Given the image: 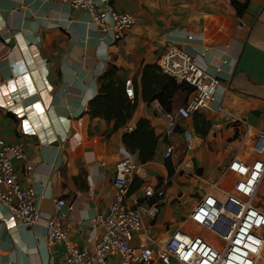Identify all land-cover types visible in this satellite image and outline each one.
Returning <instances> with one entry per match:
<instances>
[{
  "label": "crops",
  "instance_id": "1",
  "mask_svg": "<svg viewBox=\"0 0 264 264\" xmlns=\"http://www.w3.org/2000/svg\"><path fill=\"white\" fill-rule=\"evenodd\" d=\"M94 1L135 17L120 41L102 37L85 11L47 0H0V138L23 147L26 163L14 161V167L22 187L34 190L39 213L27 227L0 206V264H48L50 256L62 260L61 245L48 249L45 228L59 196L66 201L62 224L70 241L90 249L101 232L91 219L113 201V169L121 160L138 169L130 186L133 198H142L143 184L169 180L157 217L144 220L150 236L167 240L182 228L209 184L222 182L229 161L248 155L245 129L236 119L264 131V0ZM233 2L246 3L241 15ZM171 47L188 52L220 81L209 106L174 136H164L166 121L155 115L159 104L139 96L129 100L124 125L90 114L89 103L105 73L113 71L121 82L131 79L139 90L142 67L157 65ZM191 96L177 93L172 107ZM141 119L148 120L157 138L154 156L146 162L121 140ZM182 130H188L190 142ZM167 145L173 151L163 159ZM26 164L32 166L28 176ZM182 166L199 178L178 172ZM225 176L229 184L232 176Z\"/></svg>",
  "mask_w": 264,
  "mask_h": 264
},
{
  "label": "built area",
  "instance_id": "2",
  "mask_svg": "<svg viewBox=\"0 0 264 264\" xmlns=\"http://www.w3.org/2000/svg\"><path fill=\"white\" fill-rule=\"evenodd\" d=\"M47 1L87 12L99 34L110 36L114 42L120 41L136 23L132 14L101 7L94 0ZM157 66L161 74L192 88L187 103L168 111L162 107L155 110V115L166 121L164 136L170 138L182 123L209 106L220 81L178 47L169 48L159 58ZM124 95L130 101L135 99L131 79L124 80ZM218 111L223 110L219 107ZM235 122L245 129L243 141L249 140L245 146L248 156L229 161L221 174L222 182L209 184L208 191L199 198L182 228L167 240L158 241L150 236L144 220L148 217L153 221L157 217L169 180L157 186L143 184L142 198H133L130 186L138 169L131 162L121 160L113 169L116 187L113 201L106 212L91 219L101 232L90 249L79 248L70 241L62 224L66 201L61 196L53 200L54 211L45 220L46 245L48 249L61 245L64 256L60 262L50 256L48 264H111L112 257L118 258V264H264V207L258 204L264 180V131L256 130L243 120ZM182 135L190 142L188 130H182ZM172 151L173 147L167 145L162 158L168 159ZM26 160L21 145H8L0 138V206L5 208L9 218L30 227L39 219L35 192L22 187L14 167V161L26 163ZM31 170L32 166L26 164L27 176ZM178 172L199 178L185 166ZM226 173L232 176H229V184L224 181ZM194 227L198 229L193 230Z\"/></svg>",
  "mask_w": 264,
  "mask_h": 264
},
{
  "label": "trees",
  "instance_id": "3",
  "mask_svg": "<svg viewBox=\"0 0 264 264\" xmlns=\"http://www.w3.org/2000/svg\"><path fill=\"white\" fill-rule=\"evenodd\" d=\"M237 14L241 15L245 4L233 2ZM140 89L135 90V100L139 96L142 101L157 102L164 110H171L172 100L179 92L189 94L192 88L187 84H177L172 78L161 74L156 64H145L139 75ZM134 83V82H133ZM135 89V85H134ZM89 112L93 116H101L105 120L114 119L115 126L124 125L130 117L129 100L124 95V81L115 79L113 71L105 73L99 81L98 94L89 103ZM123 145L138 152L142 162L150 160L155 153L157 138L148 120H139L130 134L121 138Z\"/></svg>",
  "mask_w": 264,
  "mask_h": 264
},
{
  "label": "rangeland",
  "instance_id": "4",
  "mask_svg": "<svg viewBox=\"0 0 264 264\" xmlns=\"http://www.w3.org/2000/svg\"><path fill=\"white\" fill-rule=\"evenodd\" d=\"M176 180H178V177L175 178V181H176ZM259 193H260V195H263V196H262V198H261V199H262V202L259 201L258 204H260L262 207H264V192H261V187H260V191H259ZM179 218H180V217H179Z\"/></svg>",
  "mask_w": 264,
  "mask_h": 264
},
{
  "label": "bare ground",
  "instance_id": "5",
  "mask_svg": "<svg viewBox=\"0 0 264 264\" xmlns=\"http://www.w3.org/2000/svg\"><path fill=\"white\" fill-rule=\"evenodd\" d=\"M249 143V140L248 138H246L244 141H243V146L245 147L247 144ZM248 156V155H247ZM198 229L197 227H194L193 230H196Z\"/></svg>",
  "mask_w": 264,
  "mask_h": 264
},
{
  "label": "water",
  "instance_id": "6",
  "mask_svg": "<svg viewBox=\"0 0 264 264\" xmlns=\"http://www.w3.org/2000/svg\"><path fill=\"white\" fill-rule=\"evenodd\" d=\"M12 45V42L10 43ZM56 144V143H55Z\"/></svg>",
  "mask_w": 264,
  "mask_h": 264
},
{
  "label": "snow or ice",
  "instance_id": "7",
  "mask_svg": "<svg viewBox=\"0 0 264 264\" xmlns=\"http://www.w3.org/2000/svg\"><path fill=\"white\" fill-rule=\"evenodd\" d=\"M37 107H39V106H37Z\"/></svg>",
  "mask_w": 264,
  "mask_h": 264
}]
</instances>
